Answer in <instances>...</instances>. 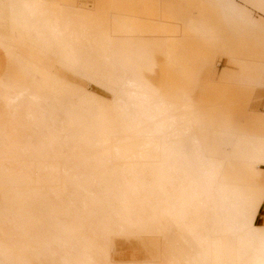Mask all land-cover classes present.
Here are the masks:
<instances>
[{"label":"bare ground","instance_id":"1","mask_svg":"<svg viewBox=\"0 0 264 264\" xmlns=\"http://www.w3.org/2000/svg\"><path fill=\"white\" fill-rule=\"evenodd\" d=\"M0 264H264V0H4Z\"/></svg>","mask_w":264,"mask_h":264},{"label":"rangeland","instance_id":"2","mask_svg":"<svg viewBox=\"0 0 264 264\" xmlns=\"http://www.w3.org/2000/svg\"><path fill=\"white\" fill-rule=\"evenodd\" d=\"M4 3H5L4 0H0V4H4ZM263 221H264V209L261 213V217L258 220V224H261Z\"/></svg>","mask_w":264,"mask_h":264},{"label":"snow or ice","instance_id":"3","mask_svg":"<svg viewBox=\"0 0 264 264\" xmlns=\"http://www.w3.org/2000/svg\"><path fill=\"white\" fill-rule=\"evenodd\" d=\"M53 264H56V262H53Z\"/></svg>","mask_w":264,"mask_h":264}]
</instances>
